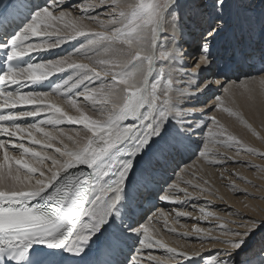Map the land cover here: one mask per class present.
Segmentation results:
<instances>
[{"label":"snow or ice","instance_id":"1","mask_svg":"<svg viewBox=\"0 0 264 264\" xmlns=\"http://www.w3.org/2000/svg\"><path fill=\"white\" fill-rule=\"evenodd\" d=\"M99 3L106 18L92 4L73 16L64 0H0V264H142L151 249L165 255L150 264H204L153 235L147 206L191 195L170 183L186 156L222 163L217 144L264 156L215 116L196 139L207 111L242 120L215 95L220 76L239 72L264 96V0ZM72 40L71 53L31 57ZM232 215L200 238L223 245L207 264H264V217Z\"/></svg>","mask_w":264,"mask_h":264},{"label":"rangeland","instance_id":"2","mask_svg":"<svg viewBox=\"0 0 264 264\" xmlns=\"http://www.w3.org/2000/svg\"><path fill=\"white\" fill-rule=\"evenodd\" d=\"M66 4L75 6L68 9L72 11L73 16H81L83 14L81 6L92 4L95 5V7L89 9L87 14L99 15L100 18L107 17L108 8L106 5H101L99 0H68ZM89 27L96 31L100 30L94 23L90 24ZM80 40H83V37H81ZM76 43V40H72L65 43L60 48L50 50L51 52H35V55L37 56L34 61L39 62L41 60L55 59L63 56L65 53H71L73 51V46L76 45ZM74 58L78 60L80 59L79 57ZM69 74H71V70L62 74L58 73L52 78L53 80H57L60 77H67ZM222 77L224 87L218 88L217 91H214L215 95L218 96L224 93L223 90L228 88L231 84L230 82H232L230 80H233L229 79V74ZM234 78L237 80L235 81L237 84L242 83L243 80L246 81L245 77H240V79H238V76H235ZM24 90L27 91L29 89L25 88ZM258 94L248 95V91H246L245 93H242L240 98L231 101V107L233 110L238 112L242 117V120L245 121L243 123L246 125V134L242 128L234 130V126H230L231 123L244 125L240 123L241 119L237 118L231 122H226L225 124L220 117V113L217 114V112H221V110L213 109L207 111L206 116L204 117V122L207 124V127L203 129L202 133L197 132L199 139L207 137L209 128H213L211 117L215 116L220 124L223 125L224 129L227 130V133L236 136L245 147L256 149L258 153H264V123L260 130V136H258L256 134L258 133V129L254 127L247 117V114L250 113L253 115H261V105L264 104V96L260 94V91ZM250 96L252 98H250ZM201 99L203 100L205 98L201 97ZM211 103L212 99H208V104ZM228 106L230 107V103H228ZM262 122H264V115H261V123ZM61 127H64V129L76 128V126L71 125H62ZM221 139H223V137ZM226 149L227 147L217 144L215 150H213V153L215 154L214 158L222 160V163L209 164L207 162V164H205L207 167H200V170L194 166L185 169L186 173H184V176L191 177V179L185 181H192V184L200 185L202 188L210 191H201L200 188H194L186 183H182L181 178H178L175 184H179L178 186L181 189L187 188V191L191 194L189 197H185L183 193L178 194L179 199L185 201L184 203H166V206L164 205L163 207L165 211L163 215H160L158 208L156 209L155 205L158 204V201H154V207L152 205L147 206V208H155V211H158L157 215L159 216V219L158 221H155V224L162 225L164 222L168 224L167 226L164 225V227L161 226L160 229L163 230V234L166 235L167 240L164 241L170 247L184 251H196L203 254L206 258L211 256V253L216 249L222 248L223 245L213 243L211 247L207 248L206 244L209 242L205 240L202 243L200 238L202 235H219V225L223 224L224 221H231L232 217L236 219L232 213L255 216L261 211V214L255 217H264V156L250 154L243 150L238 152L235 147L228 148L230 150L229 152H227ZM198 156L199 155H196L195 157L198 158ZM181 168L182 165L176 170V174L177 172L180 174L179 171ZM206 192H210L208 194L212 195V197L207 196L209 198H206ZM230 199H232L233 203ZM200 208H204L207 212L214 213V216H209L208 219H204L205 223H202L204 220ZM224 208L226 209L224 210ZM177 212L188 213L189 215L178 217ZM166 214H168V216ZM216 217H222L223 219L218 220ZM226 218H229L230 220H227ZM227 226L231 227L230 224ZM169 228H175L176 232L173 233L168 231ZM196 229H202L203 231L197 233L195 231ZM163 255H165V253L159 249L145 250L143 253V262H149V256L161 257Z\"/></svg>","mask_w":264,"mask_h":264},{"label":"bare ground","instance_id":"3","mask_svg":"<svg viewBox=\"0 0 264 264\" xmlns=\"http://www.w3.org/2000/svg\"><path fill=\"white\" fill-rule=\"evenodd\" d=\"M64 2L66 3V2H68V0H64ZM85 23H88L87 21H85ZM89 26H90V24H89ZM80 39V38H79ZM68 44H70V43H68ZM72 44V43H71ZM187 47V46H186ZM61 50V49H60ZM50 51V50H49ZM48 51V52H49ZM51 52V51H50ZM37 55H35V52L34 53H32L31 54V57H32V59L33 60H35V57H36ZM84 62V61H83ZM191 62H194V61H189V63H191ZM187 71H192V70H194V69H186ZM245 70H247V66H245ZM238 73V79H240V77H245L243 74H241V73H239V72H237ZM62 74V73H61ZM229 76H230V78L229 79H233V80H230V81H232V82H230L229 84V86H228V92L226 93L225 92V90H223L224 91V93H222L221 95H222V97H224L225 98V106L226 107H229L228 106V103H230V107L229 108H231L232 110H233V108L231 107V101L232 100H235V99H238V98H240L241 97V95H242V93H245L246 91H248L245 87H244V84L246 83L247 84V88L248 89H251L252 91H251V93L248 91V95H256V94H258V92H259V89L257 88L258 86L256 85V84H254V83H251V82H248V81H244L243 80V82L242 83H240V84H237L235 81H237L234 77L236 76V73H233V72H230L229 73ZM221 77V78H220ZM219 77V79L223 82V77L222 76H220ZM243 78H241V79H243ZM51 79H53V78H51ZM238 85V86H237ZM218 89H214L213 91H217ZM244 90V91H243ZM220 95V96H221ZM259 95V94H258ZM205 98V97H204ZM66 110H68L69 111V113L71 114V115H78L73 109H70V108H66ZM234 111V110H233ZM220 113V117H221V119H222V121L226 124V122H231V121H233L234 119H237V117H233V116H230L228 113H226V112H223L222 110H221V112H217V114H219ZM89 114H92V113H89ZM261 115H264V104H262L261 105ZM261 115L260 114H258V115H253L252 113H250V114H247V117H248V119H249V121L254 125V127H256L257 129H258V133H256L258 136H260V133H261V127L263 126V123L264 122H262L261 123ZM241 117V116H240ZM43 118V116H41V117H37V118H28L29 119V121L30 122H33V121H35V120H38V119H42ZM243 120H241L240 121V123H242V124H244V125H240V124H238V123H231V127L232 126H234V130H236V129H238V128H242L243 130H244V133L246 134L247 133V130H246V125H245V123H243V122H245V121H243ZM213 125V124H212ZM229 125V124H228ZM77 127H79V126H76V128ZM74 128H69V129H65V131H67V132H69L70 134L72 133V130H73ZM201 138V137H200ZM196 139H199V137H198V134H196ZM195 147V146H194ZM209 147H212V145L211 144H209ZM215 148H216V146L213 148V150H215ZM226 151L227 152H229L230 150L228 149V147H227V149H226ZM196 155H199L198 153L196 154ZM196 155H191L190 156V158L188 157V156H186L185 158H184V160L181 162V164L180 165H182V168H181V170L179 171L180 172V174L177 172V174H179V175H177L176 174V176H172L171 177V180H170V183L172 182V183H175L176 181H177V179L178 178H181V181H182V183H184L185 182V180H188V179H191V177L190 176H188V177H185L184 175V173H186V171H185V169H187L188 167H191V166H194V167H196V168H199V170L201 169L200 167H207L205 164H207V162L203 159V158H201V157H199L198 156V158L197 157H195ZM197 158V159H196ZM194 159H196L195 161H193ZM210 164V163H209ZM180 168V167H179ZM178 168V169H179ZM210 169V168H209ZM183 174V175H182ZM177 185H179V184H177ZM165 192H167L168 191V185H165ZM215 192V191H214ZM207 194H206V198H209V197H212V195H210V194H208V193H210V192H206ZM163 194H165V193H163ZM162 193H161V195H163ZM207 196H209V197H207ZM231 198V197H230ZM158 201V204L157 205H155L156 206V209L158 208V211L161 213V212H165L164 211V205L166 206V203H169L168 201H164V200H160V199H157L156 200V202ZM230 201L232 202V199H230ZM160 202V203H159ZM171 204H173L172 202H170ZM219 203V202H218ZM233 203V202H232ZM162 205V206H161ZM160 207V208H159ZM170 209V208H169ZM226 208H224V210H225ZM223 210V209H222ZM158 211H155V208L154 209H151L150 211H148V215H150V216H152L153 217V221H152V225H153V229H154V231H153V235L156 237V238H158V239H162L163 238V240H167V237H166V235L165 234H163V230H161L160 229V227L162 226V227H164V225L165 226H167L168 224L166 223V222H164V224H162V225H158V224H155V221L157 220L158 221V219H156V217L158 216L157 215V213H158ZM166 211H167V209H166ZM173 211V210H172ZM259 214H261V211L259 212ZM259 214H256L255 216H259ZM167 216H168V214H166ZM223 217V216H222ZM225 218V217H224ZM227 220H230L229 218H226ZM168 220V219H167ZM204 220V219H203ZM231 220H235V218H233L232 217V219ZM166 223V224H165ZM202 223H205V220H204V222H202ZM230 226L231 227H234L235 225H233V224H230ZM202 236H205V235H202ZM212 244L213 243H207L206 244V247L208 248V247H211L212 246ZM209 258H210V256H208V257H206L205 258V262L204 263H207L208 262V260H209ZM142 264H150V262H146V261H142Z\"/></svg>","mask_w":264,"mask_h":264}]
</instances>
